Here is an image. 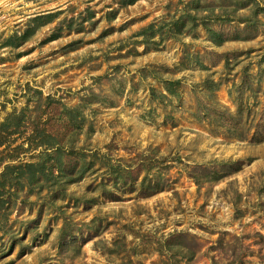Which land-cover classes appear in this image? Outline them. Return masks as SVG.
I'll return each mask as SVG.
<instances>
[{
  "label": "rangeland",
  "instance_id": "rangeland-1",
  "mask_svg": "<svg viewBox=\"0 0 264 264\" xmlns=\"http://www.w3.org/2000/svg\"><path fill=\"white\" fill-rule=\"evenodd\" d=\"M14 113L93 165L5 188L0 264H264V0H0Z\"/></svg>",
  "mask_w": 264,
  "mask_h": 264
},
{
  "label": "trees",
  "instance_id": "trees-1",
  "mask_svg": "<svg viewBox=\"0 0 264 264\" xmlns=\"http://www.w3.org/2000/svg\"><path fill=\"white\" fill-rule=\"evenodd\" d=\"M27 38L28 35L18 36V39H22V42ZM9 39L12 40V37ZM179 83L180 81L177 80L170 81L167 84L168 91L175 93V88L170 87H176ZM68 110L72 111V109ZM42 117V115H38L36 118L31 119L26 114L14 113L0 124V147L9 146L10 142L15 141L14 135H23L25 139V142L0 151V164L7 158L15 160L20 153L27 150L42 149L44 147L37 155L38 161L23 162L17 165L8 164L0 174V210L6 203L4 193L7 186L11 188L22 187L24 186V179H27L31 185L40 182L43 177L54 179L57 171H63L61 176L65 177L66 184L74 183L82 179L92 168L93 162L88 160L86 154L78 150L75 144L70 146L60 144L58 136L45 125H41V123L45 124ZM68 164L70 165L66 166ZM118 169L123 173H130V170L124 167L119 166ZM14 194L16 195V193ZM2 228L1 225L0 229Z\"/></svg>",
  "mask_w": 264,
  "mask_h": 264
}]
</instances>
